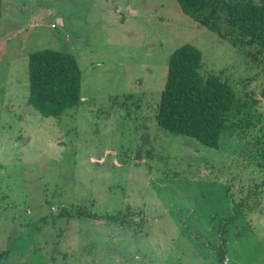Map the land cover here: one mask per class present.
<instances>
[{"label": "rangeland", "instance_id": "1", "mask_svg": "<svg viewBox=\"0 0 264 264\" xmlns=\"http://www.w3.org/2000/svg\"><path fill=\"white\" fill-rule=\"evenodd\" d=\"M2 2L0 250H11L0 264H264V51L202 27L176 0ZM185 45L245 105V137L225 132L211 149L158 126ZM43 50L82 71L83 102L59 118L28 105L29 56ZM229 203L254 208L229 226L212 217Z\"/></svg>", "mask_w": 264, "mask_h": 264}, {"label": "trees", "instance_id": "2", "mask_svg": "<svg viewBox=\"0 0 264 264\" xmlns=\"http://www.w3.org/2000/svg\"><path fill=\"white\" fill-rule=\"evenodd\" d=\"M176 1L185 15L223 39L232 38L235 46L243 49L259 47L261 52L264 51V0ZM3 11L0 0V17ZM202 70L203 56L198 49L185 45L175 51L169 62L167 81L156 115L157 124L174 135L192 138L207 148L218 149L225 132H238L245 137L252 121L243 111L245 105L239 104L232 86L218 75L204 76ZM28 72V105L41 116L59 118L83 102L82 71L74 55L54 50L33 53L29 56ZM262 95L264 97V92ZM250 193L248 196H254V192ZM246 205L235 206L236 217L252 212L254 206L245 208ZM73 214L63 208L59 217L73 218ZM78 215L79 218L94 217L87 211ZM236 217L228 222L229 226L234 224ZM105 219L119 223L120 218L108 216ZM227 232L228 227H225L223 235ZM10 250H0V262ZM219 257L224 259L220 254Z\"/></svg>", "mask_w": 264, "mask_h": 264}, {"label": "crops", "instance_id": "3", "mask_svg": "<svg viewBox=\"0 0 264 264\" xmlns=\"http://www.w3.org/2000/svg\"><path fill=\"white\" fill-rule=\"evenodd\" d=\"M250 214H251V212H248L246 215H250ZM223 215H229L231 217L230 219L232 220L233 217H236L235 206H233V205H231V203H229L228 206H227V208H226V211L225 212H222V209L220 208V209L217 210V212L212 217H214L215 219H217L218 217H224ZM242 217H244V216H242ZM242 217L241 216L240 217H236L237 219L234 220V225L237 224V223H240L241 220H239V219L242 218ZM222 233H223V231H222Z\"/></svg>", "mask_w": 264, "mask_h": 264}, {"label": "built area", "instance_id": "4", "mask_svg": "<svg viewBox=\"0 0 264 264\" xmlns=\"http://www.w3.org/2000/svg\"><path fill=\"white\" fill-rule=\"evenodd\" d=\"M228 262H229V260H228V259H226V260H225V262H224V264H228Z\"/></svg>", "mask_w": 264, "mask_h": 264}]
</instances>
